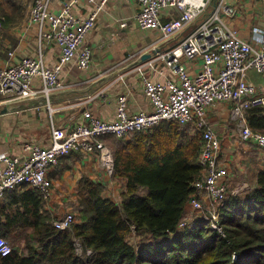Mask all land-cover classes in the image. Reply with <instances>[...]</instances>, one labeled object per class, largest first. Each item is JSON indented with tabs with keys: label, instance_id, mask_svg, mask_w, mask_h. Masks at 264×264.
Wrapping results in <instances>:
<instances>
[{
	"label": "built area",
	"instance_id": "2783aa9c",
	"mask_svg": "<svg viewBox=\"0 0 264 264\" xmlns=\"http://www.w3.org/2000/svg\"><path fill=\"white\" fill-rule=\"evenodd\" d=\"M77 1L83 0H67L58 12L50 11L51 0L33 1L28 20L37 26L41 37L58 46L59 58L53 68L46 67L40 56H25L0 67L1 97L26 99L42 95L48 103L51 93L62 87L58 73L63 65L75 59L78 67H89L92 50L82 43L94 26L101 5L107 0H84L96 5L84 17L71 11ZM120 1L136 5L132 20L138 28L156 30L166 39L198 19L209 6L211 11L182 41L158 55L172 72L174 80L159 83L143 77V92L151 104L149 111L129 112L127 96L122 94L117 99L112 120L84 110L79 121L71 126H51L49 146L27 142L20 155L0 153V162L4 164L0 170V197L26 186L48 200L52 193L48 171L71 152L95 156L106 176L113 178V156L104 137L126 139L137 132L151 131L163 121H175L188 126L201 138L197 160L201 177L190 184L192 192L188 206L192 210L211 213L203 204L223 207L227 199L228 164L220 157L221 143L208 120L209 111L218 105L229 106L230 119L236 122L237 140L264 151V131L253 130L245 116L249 107H264V84L254 83L249 77L250 72H255L264 78V28L255 43L239 37L236 30L226 24V20L236 14L230 0ZM164 13L170 14L166 22L161 20ZM125 25V21L121 23L122 27ZM183 60L197 63L195 70L190 72ZM239 190L235 189L231 194ZM205 220L224 235L218 217L212 215ZM73 222V215L66 212L53 219L52 224L65 230ZM11 250L9 243L0 237V257L8 255ZM79 253L89 256L91 250L82 253L80 248Z\"/></svg>",
	"mask_w": 264,
	"mask_h": 264
},
{
	"label": "trees",
	"instance_id": "16d2710c",
	"mask_svg": "<svg viewBox=\"0 0 264 264\" xmlns=\"http://www.w3.org/2000/svg\"><path fill=\"white\" fill-rule=\"evenodd\" d=\"M25 12L22 0H0L1 28L15 26ZM245 116L253 130L264 131L263 106L247 108ZM189 131L163 121L127 140L110 136L113 178L126 179L122 200L116 204L102 184L80 179L68 229L53 226L36 192L6 195L0 237L12 250L0 264H264V169L256 165L242 179L249 188L229 193L219 209L224 235L200 216L179 226L189 221L190 184L201 177V138ZM131 231L142 245L129 242ZM77 242L91 254L78 253Z\"/></svg>",
	"mask_w": 264,
	"mask_h": 264
},
{
	"label": "crops",
	"instance_id": "0c3cea01",
	"mask_svg": "<svg viewBox=\"0 0 264 264\" xmlns=\"http://www.w3.org/2000/svg\"><path fill=\"white\" fill-rule=\"evenodd\" d=\"M66 3L67 0H51L50 11L58 12ZM230 3L235 6L236 14L226 20L228 27L234 28L239 37L250 43L259 41L264 28V0H230ZM95 6L84 0L77 1L71 6V11L76 16L84 17ZM136 11L137 7L133 2L107 0L101 5L95 24L82 43L92 50L89 67H78L75 59L63 65L58 73L62 87L51 93L48 103L42 95L26 99L0 96V153L20 155L27 142L49 146L51 126H71L79 121L84 110L91 111L102 119L112 120L115 117L117 99L122 94L127 96L129 112L151 109V104L143 92V77L159 83H164L167 79L174 80L172 72L158 55L182 41L207 13L166 39L156 30L138 28L132 20ZM28 14L25 12L22 20L3 32L0 67L8 62H17L25 56H40L44 65L49 68H53L58 61V46L52 40L39 35L37 26L29 22ZM169 19V13L161 16L164 22ZM124 21L126 25L122 27L121 23ZM10 52L12 56L9 55ZM147 54L150 56L146 57ZM183 62L190 72L195 70L197 63L191 64L186 60ZM229 119V106L218 105L208 113V120L221 143V159L229 164V149L232 148L239 157L240 152L243 153L241 158L245 157V165L249 163L251 166L264 167V151L251 143L239 142L230 133ZM190 132L195 134L192 130ZM108 139L110 136L103 139L106 145ZM3 166L0 162V170ZM48 177L52 181L51 196L48 200L40 197L42 210L52 219L68 212L69 207L65 206L71 198L78 199L80 179L102 184L103 195L116 204H120L122 200L120 193L126 182L123 177H107L96 157L82 152H71L60 158L49 169ZM230 177L228 172V178ZM242 184L243 182L237 184L234 190L239 189ZM26 190L32 191L23 186L0 197V229L1 224L6 221V216L2 213L6 195L13 192L20 194Z\"/></svg>",
	"mask_w": 264,
	"mask_h": 264
},
{
	"label": "rangeland",
	"instance_id": "374dc122",
	"mask_svg": "<svg viewBox=\"0 0 264 264\" xmlns=\"http://www.w3.org/2000/svg\"><path fill=\"white\" fill-rule=\"evenodd\" d=\"M22 1H23V4H25V6H26V14H28L29 13L28 11L30 10V7H31V5H32L34 0H22ZM210 11H211V7L209 6L208 7V11L206 10L205 13L208 14ZM10 28H5V29L1 28V23H0V46L2 45L1 36H2L3 32L8 30V29H10ZM249 77L256 83L258 82L260 84H264V78L261 75L255 73V72H250L249 73ZM229 123H230V125H228V128L230 130V133H233L236 136V138H237L236 122L231 120V119H229ZM113 143H114V139L110 138V139H108V145L107 146L109 148H111ZM229 150H230V154H229V157H228V159H229L228 172H229L231 177L228 178V188H227L228 195H229V193H231V191L234 190V188H236L237 184H240L241 182H243V184L239 185L238 188H240V186H242L239 191H242L244 189H248L249 188L248 182L246 181L247 179L246 180H242V179H244V177L247 178V176L249 175L248 174L249 171H247V170L249 169V167H251V165H249V163H246V165H245V160H246L245 157L241 158L243 153L241 154V152H240V157H239L238 154H235L233 152L232 148H230ZM234 150L236 151L237 149H234ZM197 160H198V157H197ZM242 166L244 167L243 169H242ZM261 169H264V167L262 166ZM66 204L67 205L65 207H69V208H67V209H69L68 212H70L73 215L74 221H75V209H76L77 204H78V199L77 198H71L70 201L68 203H66ZM203 206L207 207L208 209H210L211 213L207 212L206 210H203V211L192 210L188 206L187 216H188L189 221L186 220L185 222H182L181 226H183V225H185L187 223H190V222L192 223V220L193 219H197L198 216L203 218V220L206 221V222H208V220H205V219H210L212 215L216 216V218L218 217V219H219V217H220L219 209L221 208V206L216 205V204H208V203L207 204H203ZM128 240H129L130 243L134 244L136 247L142 245L140 237L138 235L134 234L132 231L128 235ZM20 245H21V242H20ZM75 246H76V250L79 253V251H80L79 242H77L75 244Z\"/></svg>",
	"mask_w": 264,
	"mask_h": 264
},
{
	"label": "water",
	"instance_id": "95a60500",
	"mask_svg": "<svg viewBox=\"0 0 264 264\" xmlns=\"http://www.w3.org/2000/svg\"><path fill=\"white\" fill-rule=\"evenodd\" d=\"M145 56H146V57H149L150 55L147 54V55H145ZM142 58L144 59V57H142Z\"/></svg>",
	"mask_w": 264,
	"mask_h": 264
}]
</instances>
